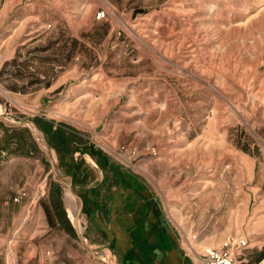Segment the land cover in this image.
<instances>
[{"label": "rangeland", "instance_id": "1", "mask_svg": "<svg viewBox=\"0 0 264 264\" xmlns=\"http://www.w3.org/2000/svg\"><path fill=\"white\" fill-rule=\"evenodd\" d=\"M117 192L261 261L264 0H0V264H122Z\"/></svg>", "mask_w": 264, "mask_h": 264}, {"label": "crops", "instance_id": "2", "mask_svg": "<svg viewBox=\"0 0 264 264\" xmlns=\"http://www.w3.org/2000/svg\"><path fill=\"white\" fill-rule=\"evenodd\" d=\"M113 195L107 217L118 236L122 264H193V248L178 235L157 198L146 199L136 192ZM263 249L264 243L259 246Z\"/></svg>", "mask_w": 264, "mask_h": 264}, {"label": "built area", "instance_id": "3", "mask_svg": "<svg viewBox=\"0 0 264 264\" xmlns=\"http://www.w3.org/2000/svg\"><path fill=\"white\" fill-rule=\"evenodd\" d=\"M241 243L244 245V249H246V242L242 241ZM236 244L237 242H233V246ZM190 246L194 250L193 264H239L234 249L230 248L227 243L220 247H204L200 250L192 245ZM257 264H264V258Z\"/></svg>", "mask_w": 264, "mask_h": 264}, {"label": "bare ground", "instance_id": "4", "mask_svg": "<svg viewBox=\"0 0 264 264\" xmlns=\"http://www.w3.org/2000/svg\"><path fill=\"white\" fill-rule=\"evenodd\" d=\"M31 129L33 130V132H36L38 133L40 136H41V140H42V144L43 146L45 147L47 153H48V156L51 157V159L53 160L54 164H55V167H54V172L59 174L60 177L63 179V181L65 182V177L62 176L61 174V171L59 170L58 168V165L56 164V157H55V153H53V151L51 150L50 146L48 145L45 137L41 134L40 130L34 126V125H30ZM57 171V172H56ZM61 181V184H63L64 186V183L62 180ZM67 186V185H66ZM65 188V186H64ZM65 197H67L69 199V201L67 202V211L69 213V216L70 218L72 219L73 223L76 225V227L78 228V231L80 234H82V232L84 231V227H83V224H82V214L77 211V206H76V200L74 199L75 197L70 194V193H67L66 190H65ZM74 199V200H73ZM73 212L75 213V215L77 217H79V222H77L73 216ZM85 244H88L87 242L84 241Z\"/></svg>", "mask_w": 264, "mask_h": 264}, {"label": "trees", "instance_id": "5", "mask_svg": "<svg viewBox=\"0 0 264 264\" xmlns=\"http://www.w3.org/2000/svg\"><path fill=\"white\" fill-rule=\"evenodd\" d=\"M36 121H37V123L39 124V126H41L46 132L48 131V129H46V128L44 127V125H43V124H45V121H43V122L40 121V120H36ZM47 125H48V123H47ZM53 132H54L55 134H56V133H59L58 131H53ZM62 139H64V138H62ZM66 140H67V138L65 139V141H66ZM91 153L93 154V156H96V157H98V158L101 160V165H103L104 167H106L107 162H106V159H105L103 156H101L102 154L98 155V154H96V153H94V152H91ZM97 155H98V156H97ZM100 160H99V161H100ZM117 172H118V171H117ZM117 172H116V176H118V173H117ZM80 173H81V168H80V166H78V167H77V175L80 174ZM53 186L56 187V190H57L56 192L60 193L59 196H58L59 201H58L57 204H55L57 209H61L60 211H58L59 218L61 219L62 222H64V223L68 226L67 229L69 230V232L75 234V231L73 230V228H72V226L70 225L69 221L66 219V213L64 212V210H63V208H62V206H61V205H63V204H61V203H62V201H61V190H60L58 184L53 183ZM85 208L87 209L86 206H85ZM46 211H47V215H48V217H49V222H50L51 225H53V224H54V221L51 219V213H50L49 209L46 208ZM263 258H264V251L261 253V255H260V257H259V260H262Z\"/></svg>", "mask_w": 264, "mask_h": 264}, {"label": "water", "instance_id": "6", "mask_svg": "<svg viewBox=\"0 0 264 264\" xmlns=\"http://www.w3.org/2000/svg\"><path fill=\"white\" fill-rule=\"evenodd\" d=\"M6 123H7V121L6 120H4ZM7 124H9V125H13V126H27V127H29V128H31L30 127V125L28 124V123H24V124H11V123H7ZM54 167H55V164H54V162H53V169H54ZM56 181L58 182V183H61V181H60V179H58L57 177H56ZM70 183H71V185H72V181H70ZM81 203H82V205H83V201H82V199H81ZM82 207V206H81Z\"/></svg>", "mask_w": 264, "mask_h": 264}]
</instances>
